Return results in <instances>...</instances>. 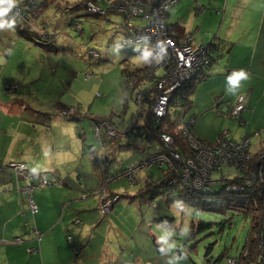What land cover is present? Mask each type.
Here are the masks:
<instances>
[{
	"label": "rangeland",
	"instance_id": "obj_1",
	"mask_svg": "<svg viewBox=\"0 0 264 264\" xmlns=\"http://www.w3.org/2000/svg\"><path fill=\"white\" fill-rule=\"evenodd\" d=\"M31 1L39 3L44 0H18L17 7L11 14L18 13L14 29L0 31V54H6V49H12V54L3 57L2 65L0 64V76L4 71V79L0 80V102L16 103L17 107L19 105L21 116L28 121H35L36 117L41 118L45 114L50 115L51 123L48 126L42 123H38L35 129L30 126L28 128L32 132L29 135L37 134V138L41 139L48 130L50 141L63 139L65 142H59L63 147L55 148L53 153L49 149L48 154L54 155L55 164L61 162L60 156L68 155V163L64 165L67 170L72 166L83 165L86 154H96L100 162L106 152L108 165H119L121 168L123 165H136L155 157L161 147L157 142L144 139L137 128L142 119L137 115V91L132 90V75L128 76L123 70H137L152 59L157 63L160 58L157 46L148 42L123 45L124 28L114 26L123 25L122 17H103L99 13L88 15L83 7V0H47L49 7L53 9L49 14V22L53 26L39 34L35 31V24L39 19L31 18L28 6L23 4ZM246 1L248 0H210L204 5L206 8L203 13L208 21L209 16L212 18L216 23L215 28L219 24H225L223 31L232 27V32H236L238 25L240 28H252L253 23L257 26V12L239 11L236 18L232 15L234 10L230 5ZM253 1L252 5L258 0ZM194 8H191L188 21L196 26L203 16L198 15ZM23 17H26L25 21ZM73 20L79 22L80 32L75 31L71 25ZM129 22V25L140 27L148 24V20L139 17H134ZM63 34L74 37L71 46ZM89 49L98 51L100 57H90L87 54ZM146 54L147 63L144 60ZM158 74H162V69L158 70ZM140 91L143 93L146 89L142 88ZM213 113L221 121L219 128H227L232 139L237 140L245 134L243 132L247 124L241 126L238 119H226L219 110H213ZM71 114L76 116L72 117ZM188 115L189 110L187 118ZM194 115L196 122L198 115ZM92 124H97L103 130L106 125H113L119 136L110 140L102 136L104 131H101L98 135L103 138L104 142H101L91 127ZM198 126L206 131L215 129L208 113L202 115ZM196 128L199 130L197 126ZM249 128L251 134L248 135H252L254 141L264 137V129L261 131L256 128L252 131ZM259 130L258 135L253 134ZM110 143H113L114 149L109 150ZM127 143H131V147ZM103 146L105 151L101 149ZM44 161L45 156L39 155L35 159L36 163H26V168L31 173L46 172L41 166ZM105 164L107 165L106 161ZM90 165L92 166L91 159ZM33 169L36 171L33 172ZM117 174L114 172L113 176ZM163 174L161 168L152 164L137 170L134 178L143 184L146 176L156 182ZM235 174L236 169L232 165L222 166L211 174L213 183L210 188L219 190L225 182L216 181L221 176L231 178ZM44 175L47 180L54 181L50 174ZM58 185L61 184L55 186ZM136 185L131 184L126 177L116 178L107 184L104 196L110 192L117 193L119 197L114 203V211L110 210L111 214H101L99 211L101 182L95 191L79 195V199L86 196L84 199L87 202L88 199H95L96 205L90 204V207L98 208L96 212H99L101 219L95 229L98 233L91 234V242L86 247L89 256L90 252H95L97 242L104 241L101 235L105 233H111L108 237L109 241L111 238L110 247L114 248L116 255L113 264H168L169 261L172 264H228L227 258L239 257L244 247L252 251L254 223L245 209H228L212 197L201 198L196 195L189 196L188 200H170L161 196L163 188L154 195L150 192L136 194ZM205 201L209 203L204 205ZM153 203L155 206L149 205ZM96 212L87 213L86 217ZM163 217L171 221L159 222L158 219ZM160 237H166L167 242L161 241ZM170 245L174 246L169 247ZM160 249L163 251H159ZM100 250L101 245L99 252ZM86 261L84 264H92L91 260ZM240 262L247 264L244 260Z\"/></svg>",
	"mask_w": 264,
	"mask_h": 264
},
{
	"label": "crops",
	"instance_id": "obj_2",
	"mask_svg": "<svg viewBox=\"0 0 264 264\" xmlns=\"http://www.w3.org/2000/svg\"><path fill=\"white\" fill-rule=\"evenodd\" d=\"M209 1L181 0L168 11L166 21L169 25L175 26L180 35L192 34L194 44L213 41L221 47L223 45L222 56L201 77L195 80L187 109V111L189 110L188 116L198 115L196 122L194 121L195 125L193 124L191 127L193 136L204 143L212 144L224 127L219 128L218 125L221 121L213 113V110H219V113L223 112L233 105L235 98L240 94L247 95V110L242 112V118L246 120L247 127L243 133L248 135L251 132H249V127L252 131L256 128L261 129V131L264 129L262 128L264 127V115H262V111H264V0H258L253 5V0L230 5L231 9L234 10L232 15L235 18L239 11L257 12L259 15L257 26H254L253 23L252 28L243 26L240 28L238 25L236 32H232V27H229L228 31H223L225 24L221 26L219 24L215 28L216 23L210 16L208 21L203 10L206 8L204 5ZM49 6L36 19L39 21H37V25L35 24V30L41 31L43 29L44 33L53 26L49 22V14L52 13L53 9ZM193 7L195 10L197 9L198 15L203 16L199 21L200 24L196 26L188 21L189 13ZM187 15L188 18H185ZM25 18L23 17L24 21ZM232 25L229 24V26ZM35 35L38 36V33ZM63 37L68 38L69 46L74 42L72 40L74 37L67 34H63ZM82 37L84 38V36ZM124 37L123 35V40ZM2 54L4 52L0 54L1 65L2 58L9 56ZM149 63L151 62L148 61L146 65L138 67V69L146 67ZM239 69H244L248 78L241 81L240 88L235 94H228L226 91L227 77ZM1 74L0 80L4 79V71ZM215 101L216 109L213 106ZM205 113H208L211 125L215 129L206 131L205 128L198 126L202 115ZM21 115L20 106L17 107L16 103L0 102V168L2 169L0 174V264H84L88 259L91 260L90 263L92 264H113L116 261V255L114 248L110 247L112 246L111 238L109 241L108 237L111 233L101 235L104 241L102 243L97 242L95 252H90V256L88 255L87 252L89 251H86V247L91 242V234L98 233L95 229L99 226L101 219L99 212H96L98 208L90 207V204L96 205L95 199H88L87 202L86 199H79L78 197L86 191L97 189L104 169L113 175L114 172L118 173L121 167L108 165L109 158L106 152H104L100 162L96 154H86V161L83 165L72 166L68 170L64 167L68 163V155L60 156L61 162L55 164L53 162L54 155L48 154V150L52 149L53 153L55 148L63 147L60 143L65 141L63 139H61L62 141H54V139L50 141L48 130L45 131L46 135L44 134L41 139H38L37 134L29 135L32 130L28 128L31 126L32 129H35L38 123L48 126L51 123L50 115L45 114L41 118L36 117L35 121L25 120ZM145 124V120L141 119V123L137 127L141 134ZM241 138L239 137L237 140ZM101 142H104L103 138ZM262 145H264V137L257 141L251 139L250 150L256 152ZM127 146L131 147V143H127ZM108 148L109 150L114 149L115 146L110 143ZM101 149L105 151L104 146ZM39 155L45 156V161L41 166L43 170L47 171L38 173L50 174L54 180L61 181V185H51L34 192L33 199L38 206V211L32 216L28 210L27 197L20 192V188L26 185L22 181L25 178L10 169H6L5 166L10 161L23 162L28 165L36 163L35 159ZM105 161L107 163L106 168L103 167ZM146 178L148 177L146 176L143 181ZM161 178L159 177L158 181L153 183L159 184L163 180ZM135 184L138 188L136 194L151 192L144 189L138 180ZM116 191L114 188V192ZM110 194L116 195L117 193L109 192ZM151 194L154 195L152 192ZM115 207L116 205L112 206L111 212L114 211ZM92 211L96 213L86 217V214H91ZM37 233L40 234L39 241L36 238ZM67 236H71L72 246L77 250L76 253L71 249L70 243L67 242ZM14 238H19L20 241L15 242ZM100 245L101 250L99 252ZM98 253L100 254L98 255Z\"/></svg>",
	"mask_w": 264,
	"mask_h": 264
},
{
	"label": "built area",
	"instance_id": "obj_3",
	"mask_svg": "<svg viewBox=\"0 0 264 264\" xmlns=\"http://www.w3.org/2000/svg\"><path fill=\"white\" fill-rule=\"evenodd\" d=\"M179 0H87L85 11L88 13H99L104 15L107 9L120 13L123 19L130 21L134 17L148 20V24L130 30L122 41L123 45L134 42H148L157 46L160 51L159 61L149 67L144 73L132 75V90H136L135 102L137 103V115L142 117L149 115L154 124H159L164 118L169 117L175 125L180 137L186 142L192 156H184L175 150L173 136L168 132H160L158 139L162 144V150L152 159L141 161L136 165L128 164L115 176L110 175L104 169L101 175V192L99 197V211L101 214L109 212L114 198H106L105 191L107 184L116 179L126 177L128 181L135 183L134 173L143 168L156 164L169 173L166 182L163 184L165 194L175 198L177 193L193 192L204 194L213 192L210 185L213 183L211 174L225 165H232L236 174L231 178L221 176L219 181H225L227 194L242 192L243 202L250 213L254 227V244L252 251L245 247L239 257L227 258L228 264H238L239 260L247 264H264V145L252 152V135L244 134L240 140L231 138L229 130L224 128L212 144L204 143L191 134V127L194 124V117H186L187 92L186 86L195 82L201 77L216 61L222 56V47L212 41L194 44L193 35L190 33L178 36L176 30L167 23L166 15L168 10ZM101 4V5H100ZM91 57H100V53L88 50ZM162 69V74L158 70ZM247 73V72H246ZM135 84L137 86L135 87ZM146 89L141 93V89ZM246 94H240L235 98L232 106L226 108L221 115L226 119H238L241 126L246 125L242 118V112L247 110ZM147 105V106H146ZM146 106V109H145ZM216 109V101L213 104ZM72 117L76 116L71 114ZM97 138L99 132L104 131L106 137L114 139L119 136L115 126L106 125L103 130L97 124H92ZM260 130L253 132L258 135ZM145 133L142 134V137ZM17 175L27 179V168L21 162H8L5 166ZM1 171V169H0ZM34 183L26 184L20 188L28 199V208L32 214L37 212V205L31 197L34 188L56 185L58 180L49 181L44 175L35 176ZM231 180V181H230ZM150 178L144 180V185L150 184ZM250 190L251 193H247ZM163 195V194H162ZM82 199L86 198L81 197ZM154 205V204H152ZM40 240V234L36 235ZM67 242H71V236H67ZM19 242V238L14 239ZM76 252V249L72 247Z\"/></svg>",
	"mask_w": 264,
	"mask_h": 264
},
{
	"label": "trees",
	"instance_id": "obj_4",
	"mask_svg": "<svg viewBox=\"0 0 264 264\" xmlns=\"http://www.w3.org/2000/svg\"><path fill=\"white\" fill-rule=\"evenodd\" d=\"M86 1L87 0H83L84 9H85ZM110 1H115V0H110ZM23 4H26L28 6L27 11L35 19L39 18L41 16V14L44 12V10L47 8V6H49V2L47 0L41 1L39 3H34L33 1H31V3H29V4L28 3H23ZM106 11L107 12L104 15H102L103 17H107L108 15H120V13H117L115 10L113 11L112 9H107ZM11 14L12 13H10L9 15H11ZM86 14L94 16L93 14H90L88 12H86ZM122 22H123L122 23L123 25L115 24L114 26H115V28H120V27L124 28V36H126L128 33H130V30H134L136 27H140L137 25H129L130 22L127 21L126 19H123V18H122ZM78 23L79 22H77L76 20L71 21V25L73 26L75 31L76 30L79 31ZM172 27L177 31L175 26H172ZM35 31L38 32L39 34H43V29H41V31H39V30H35ZM177 35L178 36L180 35L178 33V31H177ZM90 50H93V49H90ZM87 54H88V50H87ZM150 62L151 63H149L146 67H144L142 69H138V68H137L138 70H128V69L126 70L125 69V70H123V72L126 73L128 76L139 75L141 77V74L144 73V71H146L149 67H153L156 64V62H154L153 59ZM139 71H141V72H139ZM136 86H137V84H135V87ZM193 86H194V82L190 85L188 84L185 88V91L187 92V99H189L190 95L192 94ZM189 102H190V100H189ZM145 109H146V107H145ZM146 113H147V111H146ZM66 117H68V116H66ZM144 120H145L146 124L144 125L142 131L146 132L145 133L146 139L150 140L151 142H157L160 145L161 150H162V144L158 142V136H159L160 132H163V131L168 132L174 138L175 150H178L184 156H189V157L192 156V151L190 150V148L188 147L186 142L182 139V137H180L179 132L176 129H174L175 125L173 124V122L170 120L169 117L164 118L159 124L152 123L148 114H146V116L144 117ZM20 176H22V175H20ZM168 176H169V173L164 172V174L162 175V178H161L163 180L159 184H162ZM22 181H23V183H26V184L34 183L36 181V178H35L34 174L28 173L27 179H22ZM159 184L158 183L154 184L153 182H151L150 184H146L144 186V189H148V190H150L151 188L155 189L157 186H159ZM225 187H226V183H224V185L222 187H220L219 190H214L211 188L213 192H206L204 194H198V195L193 193V192H182V193H180V196H183V199H187V200L189 199V196L193 197V195L199 196L201 198L212 197V198L216 199L217 201L222 202V204H224L228 209H232V210L245 209L246 210L248 207L247 208L245 207L246 205L243 202V200L245 198H244L242 192L227 194V192L225 191ZM43 188H45V187L34 188L32 193H31L32 199H33L34 192L39 190V189H43ZM246 192L251 193L250 190H246ZM113 196L114 195H111V197H113ZM33 201H34V199H33ZM27 203H28V199H27ZM206 203L208 204L209 202L205 201L204 205ZM37 211H38V206H37ZM246 212H247V210H246ZM34 214L31 213L32 216ZM158 221L159 222H166V221L170 222L171 219H168L167 217H163V218H159ZM76 223H78V221H76ZM70 245H71V247H74V246H72V238H71ZM240 261H242V259L239 260V264L241 263Z\"/></svg>",
	"mask_w": 264,
	"mask_h": 264
},
{
	"label": "clouds",
	"instance_id": "obj_5",
	"mask_svg": "<svg viewBox=\"0 0 264 264\" xmlns=\"http://www.w3.org/2000/svg\"><path fill=\"white\" fill-rule=\"evenodd\" d=\"M180 1V0H179ZM178 1V2H179ZM177 2V3H178ZM17 3H18V0H0V31H4V30H11V29H14V27H15V25H16V16L18 15V13L17 14H15V15H9L10 13H12V11H13V9L14 8H16L17 7ZM175 5V4H174ZM173 5V6H174ZM172 6V7H173ZM171 7V8H172ZM170 8V9H171ZM169 9V10H170ZM168 10V11H169ZM168 13V12H167ZM21 14V13H20ZM22 15V14H21ZM167 16V15H166ZM176 33H177V31H176ZM179 36H181V35H179ZM5 52H6V54H8V55H11L12 54V49H6L5 50ZM89 55V54H88ZM90 56V55H89ZM91 57V56H90ZM144 60H145V62L147 63V61H148V56H147V54L145 55V57H144ZM248 78V74L246 73V71L244 70V69H239V70H236V71H234V72H232L228 77H227V89H226V91H227V93L228 94H235L236 92H237V90L240 88V85H241V81H243V80H246ZM189 99H188V101H187V109H188V107H189ZM186 113H187V111H186ZM147 114V113H146ZM146 114H144L142 117H139L138 116V118H142V120H144V117L146 116ZM190 117V116H189ZM191 117H194V116H191ZM143 133H146L145 131H142V134ZM101 134V133H100ZM142 134H141V136H142ZM101 136V135H100ZM98 137L100 140H101V137ZM104 136L106 137V134H105V132H104ZM144 139H146V134H145V136L143 137ZM110 140H112V139H110ZM158 142L160 143V141H159V139H158ZM104 159V158H103ZM11 162V161H10ZM15 162V161H14ZM16 162H18V161H16ZM21 163H23V162H21ZM24 165L26 166V164L24 163ZM104 168H106V164H105V162H104V166H103ZM124 167V165L122 166V168ZM6 168V167H5ZM122 168H120V170L122 169ZM1 169V168H0ZM7 169V168H6ZM2 170V169H1ZM106 170V169H105ZM119 170V171H120ZM161 170H163L164 172H166L163 168H161ZM36 170L35 169H33V172H35ZM107 172V171H106ZM28 173H31V172H29L28 171V169H27V171H26V174H28ZM119 173V172H118ZM31 174H34L35 176H37V175H44L43 173H31ZM109 174V173H108ZM102 175V174H101ZM111 175V174H110ZM45 176V175H44ZM168 178V177H167ZM167 178L164 180V182L162 183V184H159V186H157L155 189H153V188H151L150 189V191L153 193V194H155V193H160V190L163 188L164 189V187H163V184L166 182V180H167ZM135 182H136V180H135ZM59 183H61V181H59ZM143 187L145 186L144 185V181H143ZM51 186V185H50ZM47 187H49V186H47ZM150 192V193H151ZM163 192H165V189H164V191ZM162 192V194H161V196L162 197H164V198H169L170 200H173V199H176V200H182L183 199V196H180V193H177V195L175 196V198H172V197H170V196H166V195H164L165 193H163ZM183 195V194H182ZM27 197V196H26ZM115 197V201L112 203V206L114 205V203L119 199V197L117 196V195H114L113 197H111V194L110 195H107L106 196V198H114ZM154 204V203H153ZM149 205H152V204H149ZM112 206H111V208H112ZM153 206H155V205H153ZM111 208H110V210H111ZM29 209V208H28ZM110 210H109V212H110ZM30 211V210H29ZM108 212V213H109ZM107 213V214H108ZM15 239V238H14ZM160 240L161 241H164L165 243L167 242V238L166 237H160ZM254 241V240H253ZM174 245H170L169 247H173ZM75 248V247H74ZM71 249H72V247H71ZM77 251V250H76ZM159 251H163V249H160ZM76 253V252H75ZM168 264H172V262L171 261H169L168 262Z\"/></svg>",
	"mask_w": 264,
	"mask_h": 264
}]
</instances>
